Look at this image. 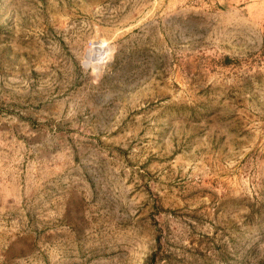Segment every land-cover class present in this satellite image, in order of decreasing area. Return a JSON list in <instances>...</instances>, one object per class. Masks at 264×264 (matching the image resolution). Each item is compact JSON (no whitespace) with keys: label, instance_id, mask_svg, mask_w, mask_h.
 Returning <instances> with one entry per match:
<instances>
[{"label":"rangeland","instance_id":"1","mask_svg":"<svg viewBox=\"0 0 264 264\" xmlns=\"http://www.w3.org/2000/svg\"><path fill=\"white\" fill-rule=\"evenodd\" d=\"M0 264H264V0H0Z\"/></svg>","mask_w":264,"mask_h":264}]
</instances>
